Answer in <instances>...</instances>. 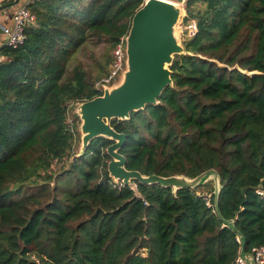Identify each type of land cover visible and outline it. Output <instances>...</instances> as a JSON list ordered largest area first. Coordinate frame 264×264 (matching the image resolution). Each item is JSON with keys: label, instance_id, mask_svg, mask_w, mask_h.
<instances>
[{"label": "trees", "instance_id": "16d2710c", "mask_svg": "<svg viewBox=\"0 0 264 264\" xmlns=\"http://www.w3.org/2000/svg\"><path fill=\"white\" fill-rule=\"evenodd\" d=\"M143 1L34 0L25 43L4 50L0 264H233L239 237L246 252L264 244V0H187L183 23L197 32L183 36L174 84L159 104L112 121L129 170L216 169L218 211L202 185L137 182L139 196L115 187L106 137L71 160L70 105L100 93L79 66L67 77L70 60L89 38L115 47Z\"/></svg>", "mask_w": 264, "mask_h": 264}, {"label": "water", "instance_id": "95a60500", "mask_svg": "<svg viewBox=\"0 0 264 264\" xmlns=\"http://www.w3.org/2000/svg\"><path fill=\"white\" fill-rule=\"evenodd\" d=\"M184 13V7L174 0H147L136 11L126 37V68L120 80L112 86H105L102 94L75 105L82 132L79 156L85 153L92 140L106 137L114 141L108 146L107 153L112 158L108 171L115 181H123L126 185L133 182L159 184L172 187L174 192L212 181L215 208L218 211L222 184L216 169H209L193 178L184 175H144L138 170H129L126 168V157L120 153L127 140L126 134L117 131L112 125L114 119L128 120L132 112L159 104L163 91L174 84L170 66L176 55L187 53L183 38L181 40L178 33ZM233 223L229 222L230 225ZM241 240V253L251 264L252 254L244 250L242 236Z\"/></svg>", "mask_w": 264, "mask_h": 264}, {"label": "built area", "instance_id": "2783aa9c", "mask_svg": "<svg viewBox=\"0 0 264 264\" xmlns=\"http://www.w3.org/2000/svg\"><path fill=\"white\" fill-rule=\"evenodd\" d=\"M32 1L34 0H27L21 7H19L15 11V13L13 14L12 26L10 28L5 29V39L0 43V63H2L6 58L4 52L6 48H17L18 46L25 43L27 39L26 30L36 21V17L32 13L31 8L29 6ZM146 1L147 0H144L142 5ZM174 1H177L185 9L187 0ZM3 3L4 0H0V7H2ZM185 15L186 9L183 17ZM179 27H181L182 32L188 33L189 36H193L197 32V24L195 20H192L188 24H185L183 23L182 18ZM113 49L114 59L109 72L98 82L96 81V88L100 94H102V92L104 91L105 86H112L113 84L117 83L126 68V37H123ZM71 107H74V104L70 105V108ZM69 122L74 130L75 122L71 118H69ZM113 185L119 189L129 186L130 189L133 190L136 195H140L137 188V182H133V184L126 185L123 181H115L113 179ZM258 191L264 197V190L259 189ZM210 197V195H208V197H205L208 205H212ZM238 240L242 242L240 237L238 238ZM249 252L252 254L251 264H264V244L253 247L252 250ZM233 264H248V261L245 255L242 254L240 251Z\"/></svg>", "mask_w": 264, "mask_h": 264}, {"label": "rangeland", "instance_id": "374dc122", "mask_svg": "<svg viewBox=\"0 0 264 264\" xmlns=\"http://www.w3.org/2000/svg\"><path fill=\"white\" fill-rule=\"evenodd\" d=\"M178 33L180 35V39L186 34L181 31V27H179V25ZM113 48L114 47L110 43L99 42L96 39L89 38L70 60L67 77H71L74 68L79 66L98 82L107 74L106 72L108 69L110 70L111 68L114 59ZM75 105L76 103L74 104V107L70 108V118L76 123V126L74 127L76 130V137L71 160H73L76 156H79L82 149L81 120L77 119L76 122V118L74 117V115H76ZM211 190V185H202L199 189V193L201 195H205L204 197H208V195H213L214 191L211 193Z\"/></svg>", "mask_w": 264, "mask_h": 264}, {"label": "crops", "instance_id": "0c3cea01", "mask_svg": "<svg viewBox=\"0 0 264 264\" xmlns=\"http://www.w3.org/2000/svg\"><path fill=\"white\" fill-rule=\"evenodd\" d=\"M27 0H4L0 7V43L5 39V29L13 24V14Z\"/></svg>", "mask_w": 264, "mask_h": 264}]
</instances>
